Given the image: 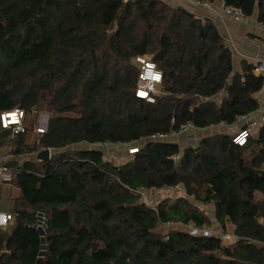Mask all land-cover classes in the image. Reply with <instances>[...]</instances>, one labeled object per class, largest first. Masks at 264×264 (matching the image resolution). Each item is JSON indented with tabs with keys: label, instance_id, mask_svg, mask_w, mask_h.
<instances>
[{
	"label": "trees",
	"instance_id": "trees-1",
	"mask_svg": "<svg viewBox=\"0 0 264 264\" xmlns=\"http://www.w3.org/2000/svg\"><path fill=\"white\" fill-rule=\"evenodd\" d=\"M223 2L264 25V0ZM144 54L162 72L151 103L135 95V57ZM253 67L242 60L235 70L214 22L171 0H0V111L31 113L41 93L49 111L38 141L21 143L26 127L12 153L53 150L5 161L22 197L0 228V264H264V201L254 197L264 196V122L242 145L236 131L195 147L146 140L255 111L264 81ZM9 135L0 127V146ZM96 143L137 150L118 163ZM175 185L182 195L152 207L134 193ZM40 209L48 249L36 262L40 236L30 226ZM169 221L230 225L236 240L162 232Z\"/></svg>",
	"mask_w": 264,
	"mask_h": 264
},
{
	"label": "built area",
	"instance_id": "built-area-1",
	"mask_svg": "<svg viewBox=\"0 0 264 264\" xmlns=\"http://www.w3.org/2000/svg\"><path fill=\"white\" fill-rule=\"evenodd\" d=\"M185 3L191 6L201 7L204 9H212L214 1L209 0H184ZM218 3V10L220 16L233 23H242L246 22L249 18L242 10L238 8H234L232 6L225 5L223 0H217ZM260 27L264 28V25L260 24ZM264 45L263 43H261ZM135 60L138 63V74H137V80H136V89H135V95L141 99H144L147 102H154L155 95L158 92V86L162 81V72L158 69L156 63L150 58L149 55H139L135 57ZM253 72L257 75H260L263 77L264 81V59H259L254 63ZM256 111L261 112V119L257 120L253 113H247L245 115H242L240 117L241 120H243L241 127L235 132V134L232 137V140L235 144L242 145L247 137L252 134L254 129L264 122V106L262 108H258ZM254 112V111H253ZM26 113L22 108H12L9 110H3L0 111V127L2 129H7L10 132V138L15 137L17 134L24 133L26 131ZM196 129V127L191 122H186L182 124L177 131H172L170 133H158L153 134L146 138V140H160V141H171L175 140V138L179 135L185 134L188 131ZM94 147H101L104 148L106 146H110L107 143H96L93 145ZM137 150L135 145H130L126 147V153L132 154ZM178 156H173V159L178 160ZM6 159H0V177H3L4 179H8V168L5 165ZM162 189H179L180 191L183 189L181 188V185H175L171 188H162ZM160 190V189H159ZM155 191L153 189H144L143 187H138L136 190H134V193L139 195L141 199L145 201L147 197L146 192H152ZM191 199H194V195H190ZM12 219V215L7 212L0 211V227L5 228L7 225H9L10 221ZM167 226L171 227L172 230H175L177 228H182L183 230L189 231V233L193 235H200V236H210V235H216L220 239V241H223L225 238L229 240V243L234 244L235 242V236L230 232H224L214 228L210 227H196L191 222H188L187 224H181L179 222L175 221H169L166 223ZM231 244L225 246H231Z\"/></svg>",
	"mask_w": 264,
	"mask_h": 264
},
{
	"label": "crops",
	"instance_id": "crops-1",
	"mask_svg": "<svg viewBox=\"0 0 264 264\" xmlns=\"http://www.w3.org/2000/svg\"><path fill=\"white\" fill-rule=\"evenodd\" d=\"M171 1L180 4L186 7L187 9H190L191 11H193V13L201 17L210 18L214 22L221 35L224 37L227 45L230 47L232 51V60L235 70H238L240 68V63L242 60H246L247 62H251L254 64L257 60L264 59V45L261 44V43L264 44V28L260 27V24L256 20V15L249 16L246 22L233 23L223 19L220 16L219 11L217 12L218 10V3H216L217 0H215V3L213 4L214 10L191 6L185 3L184 0H171ZM256 97L259 103L258 108H262L264 106V83L261 89L256 94ZM35 108L33 109V111H31V117L29 115L26 116L25 124L28 127V129L27 132L23 134V138L21 140L22 144H33L34 142H37L39 139L40 130L45 129L46 127L48 113L45 112H47L48 109L45 112L44 111L38 112V119L34 121V115L37 112ZM256 110L252 112L253 116L257 120H260L261 112ZM242 122L243 120H241L239 117L236 123L230 126L221 124L203 129L196 128L193 130L212 131L211 134L218 131V129L219 131H223V132H231V131L235 132L241 127ZM202 136H207V135H202ZM17 142H18L17 138L16 139L10 138L6 140L0 146V159L3 158L7 160L14 158L16 161H23L26 160L27 158H33L36 156L37 153L14 155L12 153V150L15 149V152H17L18 150L16 148ZM263 168H264V163H263ZM165 190L169 191L168 189ZM256 194H260L262 197H264L258 191L254 192V197H256ZM21 197H22L21 189L16 184L9 181L8 179H4L3 177H0V211L13 213L14 203ZM227 231L232 233V226L228 225L226 227L225 232Z\"/></svg>",
	"mask_w": 264,
	"mask_h": 264
},
{
	"label": "rangeland",
	"instance_id": "rangeland-1",
	"mask_svg": "<svg viewBox=\"0 0 264 264\" xmlns=\"http://www.w3.org/2000/svg\"><path fill=\"white\" fill-rule=\"evenodd\" d=\"M45 104H46L45 93H41L40 101L35 106L36 107L35 110L37 112L35 113L36 116L34 115V121H36L38 119V112L47 111V108H46ZM45 113H49V111H47ZM27 115H29L31 117V113H26V116ZM40 129H41V127H40ZM41 130H40V132H41ZM208 130H210V129H208ZM218 131H219V129H218ZM211 132L212 131H199V130H193L192 129V130L188 131L185 134L177 136L175 138V141L179 143V146L181 148H184L185 146H188V145L195 147L197 145L199 139L201 137H203L202 135H208V134L210 135ZM231 133H232V131H231ZM137 144H139V143H137ZM50 151L52 152L53 150H50ZM103 151L105 152V155L108 158H110L113 161H117L118 163H120L121 159L122 160L124 159V156H125V159H126V148L121 146V145L120 146H118V145L106 146V147H104ZM183 192H184L183 189L181 191L179 189H171L169 191L164 190V189H160V190H155V191H152V192H149V193L146 192L147 193V197L145 199V201H146L145 203L152 207V206H155L156 202H158L160 200H163V199H166V198H169V197L172 198V199H175L176 197H179V195H182ZM255 200L264 201V197H262L260 194H256ZM142 201H144V200L142 199ZM211 206H212L211 204H207V205H203L202 206L203 209L206 211V213L208 215H210ZM211 227L214 228V229L218 228V227H216V224L214 222L212 223L210 228ZM180 229H182V228L180 227ZM171 230H172L171 227H169L167 225H164V226L161 227V231L164 232V233L169 232ZM227 232H229V231H227ZM221 243L223 245H225V243H226V245L231 244V243H229V240H227L226 238L223 241H221Z\"/></svg>",
	"mask_w": 264,
	"mask_h": 264
},
{
	"label": "water",
	"instance_id": "water-1",
	"mask_svg": "<svg viewBox=\"0 0 264 264\" xmlns=\"http://www.w3.org/2000/svg\"><path fill=\"white\" fill-rule=\"evenodd\" d=\"M182 154V152H181ZM51 155V151L49 148H44L40 150L36 154V158L43 160L48 159ZM36 216V222L31 225L30 227L37 230L40 236V245H39V252H38V258L36 259V262H39L42 256H44L46 250L48 249V245L45 242V233L47 232V216L45 214V211L43 209H40L38 211L33 212Z\"/></svg>",
	"mask_w": 264,
	"mask_h": 264
}]
</instances>
